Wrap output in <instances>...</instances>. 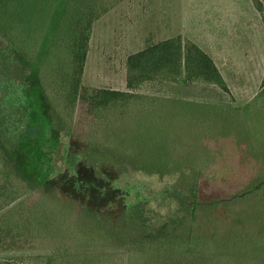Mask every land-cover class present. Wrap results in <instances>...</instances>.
<instances>
[{
	"label": "trees",
	"instance_id": "obj_1",
	"mask_svg": "<svg viewBox=\"0 0 264 264\" xmlns=\"http://www.w3.org/2000/svg\"><path fill=\"white\" fill-rule=\"evenodd\" d=\"M250 1L264 26L262 3ZM13 5L0 0V212L11 206L0 215V251L44 238L74 251L0 264H99L84 249L120 246H128L127 264H264V104L248 107L264 99V72L244 109L139 95L147 84H205L232 98L212 59L176 35L126 56L125 91L89 89L81 77L102 12L68 10L63 105L76 114L68 140L30 68L27 40L16 35ZM40 116L53 145L32 152L41 128L29 119L39 124ZM88 133L92 143L81 141ZM9 157L25 165L47 158L51 192L14 205L22 191Z\"/></svg>",
	"mask_w": 264,
	"mask_h": 264
},
{
	"label": "rangeland",
	"instance_id": "obj_2",
	"mask_svg": "<svg viewBox=\"0 0 264 264\" xmlns=\"http://www.w3.org/2000/svg\"><path fill=\"white\" fill-rule=\"evenodd\" d=\"M10 1L14 2V16L20 24L16 35H23L24 41L27 40L23 47L29 50L30 68L34 74H38L43 90L53 100L50 107L52 115L61 129L60 136L68 130V140L72 137L76 116L75 109L70 112L63 105V80L69 60L65 20V12L68 10L82 11L87 7L92 11L102 12L92 23L81 77L83 87L125 91L126 56L147 45L183 35L197 36L208 48L217 52L214 55L215 60L231 89L232 98L205 84H147L137 91L139 95L244 109L260 90L264 72V27L250 0H73L69 7V0ZM259 1L264 7V0ZM203 12L211 14L214 20L197 21L198 15ZM219 28L223 33L227 32L226 38L211 34L214 29ZM35 39L38 44H34ZM258 103L264 104V99L258 97L248 107L252 109ZM40 119L39 124L34 118L29 119L33 121V127L38 126L42 131L39 133L41 137L36 139L37 144L29 146L32 152H35L38 145H53V142H47L48 138L44 141L47 125L43 116ZM92 137L88 133L81 141L92 143ZM31 141H34L32 137L22 144ZM9 159L22 191V198L14 205L37 190L51 192L47 158H30L26 165L20 159L16 163L12 158ZM133 176L134 182L149 183L148 178L136 174ZM10 207L2 210L0 215ZM73 245L44 238L24 250L0 251V260L17 256L70 254L74 251ZM84 250L93 251L99 264H127L128 246ZM102 252L113 254L103 256Z\"/></svg>",
	"mask_w": 264,
	"mask_h": 264
},
{
	"label": "crops",
	"instance_id": "obj_3",
	"mask_svg": "<svg viewBox=\"0 0 264 264\" xmlns=\"http://www.w3.org/2000/svg\"><path fill=\"white\" fill-rule=\"evenodd\" d=\"M209 20H214L213 19V16L211 15V14H208V13H206V12H203V13H200L199 15H198V19H197V21H209ZM262 24V23H261ZM263 26V25H262ZM264 27V26H263ZM211 30V29H210ZM213 36H220V37H227L228 36V34H227V32L226 33H223V30L221 29V28H219L218 30H215L214 29V31L211 33ZM182 36V38H184V39H187V40H189V41H191V42H193L195 45H197L202 51H204L211 59H212V61L214 62V64H215V66L217 67V69H218V71L220 72V74H221V76H222V78H223V80H224V82L226 83V85H227V87H228V89H229V91L231 90L230 89V87H229V85L227 84V82H226V79L224 78V76H223V74H222V72L220 71V68L218 67V64L216 63V60H215V54L217 53V52H215V50H212L211 48H208L197 36L195 37V36H187V37H184L183 35H181ZM141 50V49H140ZM139 51V50H138ZM137 52V51H136ZM223 56H226V54H224ZM227 57V56H226ZM217 58V57H216ZM228 58V57H227ZM262 79V78H261ZM230 93H232L231 91H230ZM232 95V94H231Z\"/></svg>",
	"mask_w": 264,
	"mask_h": 264
}]
</instances>
